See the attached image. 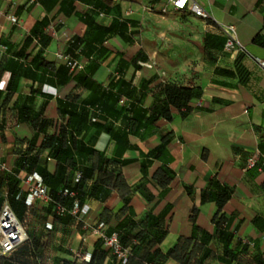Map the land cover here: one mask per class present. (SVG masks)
Segmentation results:
<instances>
[{
  "label": "crops",
  "instance_id": "obj_1",
  "mask_svg": "<svg viewBox=\"0 0 264 264\" xmlns=\"http://www.w3.org/2000/svg\"><path fill=\"white\" fill-rule=\"evenodd\" d=\"M197 2L211 19L175 11L170 0H114L108 15L94 13L93 1L0 0V173L25 193L23 178L38 172L57 196L83 172V221L119 233L131 264H264V165L246 169L250 158L264 163V0ZM88 14L117 29L81 57L85 70L70 71L57 54L72 38L89 39ZM231 25L242 49L226 52ZM166 84L202 94L177 109L165 105ZM164 107L168 118L150 117ZM57 141L71 151L56 157ZM19 220L30 264L113 261L99 233L79 219L56 221L44 202Z\"/></svg>",
  "mask_w": 264,
  "mask_h": 264
},
{
  "label": "trees",
  "instance_id": "obj_2",
  "mask_svg": "<svg viewBox=\"0 0 264 264\" xmlns=\"http://www.w3.org/2000/svg\"><path fill=\"white\" fill-rule=\"evenodd\" d=\"M81 1H85L87 3H90L93 1V9H94L93 12L102 13L106 15L110 14L113 11V8L116 9V7H118L116 5H113L114 0H81ZM117 9L119 12V8ZM84 22L88 24L89 29H90L89 39L84 40L80 38H72L71 40H69L68 49L64 52L65 54L71 55L75 59H80V60H81V57L90 58L93 55L94 51L97 49L95 48L94 43L101 42L103 39H106L108 36L113 35L117 29L116 22L110 28H104L98 25L95 19L92 18V16L89 14L85 16ZM121 25L122 24L120 23V26ZM120 33L122 32L120 31ZM47 68L50 71L54 70L53 66H48ZM85 69L86 67L84 66L83 70ZM237 70H240L238 63H237ZM111 92H112L111 89H106L105 95H109ZM160 93H162L165 96L164 98L165 105L173 106L177 109L185 108L186 110H190L191 101L199 100L202 94L201 90L198 88L180 87L175 84H166V85L161 86ZM122 99L123 98L121 96L118 97V103L120 105L123 104V103L122 104L120 103ZM131 110H132L131 106L127 107L128 112ZM156 112L161 114L165 118H168L170 116V110L168 109V107H164L162 108V110H159V111L154 110L152 113L149 112L150 117L155 115ZM91 123L93 125L94 124L97 126L99 125L97 122L96 116H93L91 118ZM45 126H46V123L43 121L42 128H41L42 131H45L46 129ZM70 144L71 143L68 141L66 142L57 141L50 145L53 147V153L56 155V157H59L62 153L68 154L67 152L71 151L72 148ZM45 145L46 143L43 144V146ZM59 160L61 161L60 158ZM63 161L65 162L66 159H64ZM109 161L110 160H107V162ZM257 167L260 168L262 167V165L257 164ZM32 173L39 174L38 172H29V174H32ZM39 175L42 177L43 183L48 188L45 178L41 174ZM78 175H80V178H78ZM120 177H121V172H118L117 178L120 179ZM85 179H86L85 174L81 171H78L77 173L74 174L70 185H65L58 190L57 196H55L53 192H50L48 190L49 195L51 197V201L47 205L49 209L53 212L56 221L65 223V222L70 221L72 218L77 219L76 217L72 216L69 213V211L72 210L75 206L82 208L85 205V203H83V196H82V188L84 186ZM3 186L6 187L5 193L2 191ZM65 190H68L69 193H73L74 195L73 196L64 195L63 193ZM93 190H95V188ZM5 202H7L10 205V207L12 208V210L15 212V214L17 215L19 219H22L23 215L29 208L25 204V193L19 188L18 181L12 180L11 176L7 174L0 173V210ZM57 205H61L65 207L67 209V213L63 216L57 215L55 212V207ZM100 223H103L106 227V222L101 221ZM81 227H82V223H81ZM219 229L229 230V226L227 224H224L222 221L219 226ZM105 233L107 236H111L113 234H116L118 236L122 248L129 252V259H128L127 264H131V262L133 261L135 257L133 248L125 244L124 240L121 238V235L119 233L117 232L108 233L106 230H105ZM230 233L235 238V240H237L238 244L247 243L243 238H241L238 235L237 229H232ZM29 252H30L29 242L27 240L17 251H15L12 255L1 259V261L9 260V263L15 262V263H21V264H30L29 259H27V257L30 256ZM113 260H115V258H113ZM140 264H161V263L153 259H146V260H142Z\"/></svg>",
  "mask_w": 264,
  "mask_h": 264
},
{
  "label": "built area",
  "instance_id": "obj_3",
  "mask_svg": "<svg viewBox=\"0 0 264 264\" xmlns=\"http://www.w3.org/2000/svg\"><path fill=\"white\" fill-rule=\"evenodd\" d=\"M170 5L175 11H190L197 17L209 20L211 19L210 14L197 2V0H170ZM163 12L166 9L162 10ZM130 13V12H129ZM8 20L18 25V19L13 15L7 16ZM226 35V42L224 44V50L226 52H234L241 50L242 46L238 41L237 32L235 26H226L223 28ZM58 59H64L66 66L70 71L83 70L85 64L80 59H75L71 55L65 53H58ZM149 68H154L153 64H142ZM261 66L264 67V61H261ZM124 99L120 103H124ZM257 165L255 158H250L247 162L246 169L253 168ZM264 163L262 164V166ZM261 169V167H260ZM0 171H6L5 164L0 160ZM80 178V175H78ZM23 183L28 186L27 192H25V204L27 207H32L34 202L41 201L46 204L50 203L51 197L49 195L48 188L43 183L42 177L37 173L28 174L23 178ZM64 195L73 196V193H69L65 190ZM57 215L63 216L67 213V209L61 205L55 207ZM89 206L84 205L82 208L75 206L69 213L79 219L82 223L84 230L99 233L102 237L103 244L112 252L115 260L111 264H127L129 259V252L122 248L119 238L116 234L107 236L105 233V225L99 223L95 227H91L89 224L83 221V218L88 214ZM48 229L52 226L47 225ZM28 240L26 228L22 221L19 220L15 212L12 210L10 205L5 202L0 210V260L2 258L12 255L17 251L26 241ZM82 261H88L87 256L78 254L77 255Z\"/></svg>",
  "mask_w": 264,
  "mask_h": 264
},
{
  "label": "rangeland",
  "instance_id": "obj_4",
  "mask_svg": "<svg viewBox=\"0 0 264 264\" xmlns=\"http://www.w3.org/2000/svg\"><path fill=\"white\" fill-rule=\"evenodd\" d=\"M225 41H226V39H225ZM3 259V258H2ZM1 261V260H0Z\"/></svg>",
  "mask_w": 264,
  "mask_h": 264
}]
</instances>
